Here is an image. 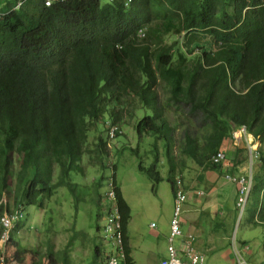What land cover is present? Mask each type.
<instances>
[{
	"label": "trees",
	"instance_id": "1",
	"mask_svg": "<svg viewBox=\"0 0 264 264\" xmlns=\"http://www.w3.org/2000/svg\"><path fill=\"white\" fill-rule=\"evenodd\" d=\"M170 108L184 115L173 122ZM128 118L155 139V162L140 170L157 183L166 143L172 189L184 186V157L218 171L213 156L245 127L261 143L246 223L264 228V0H0V216L10 200L22 217L45 209L65 186L75 212L89 202L99 220L100 163ZM111 168L126 235L131 207Z\"/></svg>",
	"mask_w": 264,
	"mask_h": 264
},
{
	"label": "rangeland",
	"instance_id": "2",
	"mask_svg": "<svg viewBox=\"0 0 264 264\" xmlns=\"http://www.w3.org/2000/svg\"><path fill=\"white\" fill-rule=\"evenodd\" d=\"M108 1L102 0L103 3ZM162 93V90H160V94ZM183 112L179 111L176 113L174 108H170V119L175 122L177 115L182 117L184 115ZM183 119L184 117L178 121L182 124L184 122ZM125 123L129 124L125 125L123 123L122 132L110 141L109 160H103L100 163L101 166H106V168L102 167L100 171L106 179L102 188L104 193L102 205L105 207V202H108L105 199L107 197V188L110 186L109 179L112 175L111 165L115 164L117 167L116 179L124 198L131 207L128 236L134 260L137 264H153L157 260V256L160 255L158 254L159 251L156 250L160 246H155L157 241L163 242L164 248L167 251L171 221L175 210L172 185L168 180L171 170L170 162H168L164 147L166 143L161 142L159 143L161 166H159L158 171L164 180L157 183L145 172L141 171V165L150 168L155 162V139L146 135L143 137L139 136L134 129L133 120H129V118L125 119ZM182 126L178 127L175 133V144L172 146V151L175 152L178 161L182 158H180L179 150L184 131ZM107 134L108 132H104L103 136L106 138ZM243 134V131L236 132L235 139H237V146L246 148L248 146L247 140L251 137L246 138ZM231 142L228 139L227 143L222 145V149L224 148V151H226V148L234 149L235 144L233 145ZM258 147L261 148V144L254 148ZM183 159H185L186 163H194L189 158L184 157ZM15 162L19 163V159L15 160ZM188 166H190L189 163ZM186 168L188 169L181 170L183 171V178L194 179L195 173L190 174L189 170L191 168ZM257 168L258 164L254 160L255 172ZM91 170L93 171H88L87 173L86 183L93 181L95 175L98 173L96 169ZM174 172H176V169ZM178 175H180L179 172ZM16 195L14 194V197ZM87 200L89 199L87 198ZM9 202L12 204L14 201L10 200ZM44 205L45 209L42 210L33 206L28 207L26 217H20L18 221L21 226L20 231L18 233L12 232L11 241L4 247H0V258L3 257L10 264H91L94 246H99L102 249L105 248V243L102 244L100 242V237L104 238V234L101 235L97 232L98 226L103 228L105 223L104 219H97L96 206L88 202L80 206L82 212H80V209L79 212H75L73 198L65 186L56 188L51 201H47ZM209 220L210 222H207L206 219L200 221L199 226L204 231L202 236L197 238L195 244L200 246L205 252L206 264H227L221 254L223 251L231 249V239L227 246L223 245L220 242V236L225 232L219 230L218 237L214 236L217 239L214 249H209L208 245L211 244L210 237L207 235L209 234V227L214 226L217 222L215 219ZM242 221L243 225L237 233V237L238 239L250 238L249 249H251L253 256L248 260L251 264H260V262L264 264V231L260 227L256 228L255 226L256 229H246L244 227L247 225L246 215H244ZM153 223L156 225L155 228L151 226ZM188 226L185 223L182 225L184 232L188 230ZM154 233H159V235L156 237ZM232 233L230 231V235ZM181 239L182 237L177 238L174 243L178 249L181 246ZM70 241L72 245L68 246ZM237 248L240 249L241 246L238 245ZM232 250L235 254L233 248ZM245 253L249 252L241 251L243 258L245 257ZM166 255L167 253L163 257H166ZM216 255L221 259L216 257Z\"/></svg>",
	"mask_w": 264,
	"mask_h": 264
},
{
	"label": "crops",
	"instance_id": "3",
	"mask_svg": "<svg viewBox=\"0 0 264 264\" xmlns=\"http://www.w3.org/2000/svg\"><path fill=\"white\" fill-rule=\"evenodd\" d=\"M231 143L234 145V149L226 148L227 153V162H225L222 167L217 171L208 170L203 172V170L198 167L195 163L187 162L185 163L186 167H190L189 173H195L194 179L184 178V188L187 192V201L183 206V223L182 225L188 224V230L183 231L184 235L187 233H193L196 237L195 242L199 236H202L204 229L200 228L199 224L202 219H206L207 222H210L209 219H215L217 221L214 226L209 227V237L211 244H207L209 249H214V244L217 243V239L214 236L219 235V230L224 231L225 233L220 236V242L223 245H228L229 240L231 239V249L227 251H223L221 256L223 260L227 264H238L237 254L244 250V246L250 245V238H240L238 239L237 233L240 231L243 221H240L239 213L237 210V200L239 197V192L241 186L238 183H234L227 179V175H232L235 177H240L248 181L249 176V167L248 162V153H242V151H238L237 143L231 139ZM227 143V140L224 142ZM224 145V144H223ZM259 143H256L255 146H259ZM229 146V145H228ZM223 147V146H222ZM239 148H243L242 146H238ZM260 148V147H258ZM224 149V148H223ZM191 160V159H190ZM179 162H177L178 164ZM188 163L190 166H188ZM194 164V165H192ZM178 166V165H177ZM188 169V168H185ZM178 172L176 173V177H182L183 171L180 168H177ZM253 172V169H252ZM178 175V176H177ZM203 192V195L200 194ZM185 216V217H184ZM181 225V227H182ZM227 226L229 227L227 229ZM246 229L248 228H258L251 226L249 224L244 226ZM263 231L264 228L260 227ZM235 229V230H234ZM183 230V229H182ZM230 231H232V235H230ZM157 237L159 233H154ZM161 243V245H160ZM240 245L241 248H237ZM155 246H160L156 248L158 252L157 260L153 263L155 264L160 259L164 258L163 255L167 253L164 248L163 242L157 241ZM195 248L205 257L206 264V255L203 249L194 243ZM181 248V246H180ZM235 254L233 253V250ZM237 249V250H236ZM249 253H245V260L248 264H251L248 259L253 256V253L250 251H246ZM162 257V258H161ZM216 257H218L216 255ZM221 259L220 257H218ZM260 261V258H259ZM261 264V262H260Z\"/></svg>",
	"mask_w": 264,
	"mask_h": 264
},
{
	"label": "clouds",
	"instance_id": "4",
	"mask_svg": "<svg viewBox=\"0 0 264 264\" xmlns=\"http://www.w3.org/2000/svg\"><path fill=\"white\" fill-rule=\"evenodd\" d=\"M142 36H143V34H142ZM112 128H114V127H112ZM243 128H245V127H242L241 129L235 131V133L242 131ZM111 129H110V131H111ZM110 131L108 132L109 135H110ZM235 133H234V138H230V140L233 139L235 142H237V139H235ZM243 135L246 138L251 137L249 140H247L248 146L246 148H244V147L243 148H244L245 152L248 153L250 166L254 170V160L258 159V150L260 149V148H254V147H255L256 143H259V144H261V143L257 139H254V137L251 134H248L246 128H245ZM238 146H236V147L239 151H240V149H243V148H239ZM220 150L224 151V149H222V148ZM224 152L226 154V161L225 162H227V153H226V151H224ZM225 162H223V163H225ZM252 169L250 170V168H249L248 181L245 182L246 186L249 187V191H248V193L245 192L244 194L241 193L242 185L239 182H234L233 180L229 179V177L238 178V179H242V178L235 177L232 175H227V179H229L230 181H232L234 183H238L241 186L240 192H239V197L237 200V210L239 213L240 221L242 220L244 215H246L247 207L249 205L250 191H251V188L253 186ZM179 180H180V178H177V181L174 184L175 188L172 189V191H173L174 197H177V191L179 189H183V191L186 195V200L182 205V212L180 215V218H181V223H180L181 235L176 236V237H172V234H171L172 233V229H171L172 221H171L170 238H169V245L167 247V255H166V257L157 261L155 264H157L161 260L167 259L169 257V247L170 246L175 247V245H174L175 240L177 238H180V237H182L181 248L178 249L175 247V249L177 250L179 257H183V255H184L183 259H185V252L187 250L186 241H187V234L188 233L186 235H184L181 225L183 223V215H182L184 212L183 206L187 201V192H186L182 182H180V185L178 184ZM111 188H112V184H110V186L108 187L109 193H107V195H106L107 197L105 199L108 202H105V204H106L105 207H103V205H102L101 211H100L101 217L99 219H101V218L104 219L105 224H104L103 228L100 227L99 230L97 231L101 235L104 234V238H102V236L100 237V240H101L100 242L102 244L105 243V248L102 249L101 247H99V251L97 253L99 255V257H97L95 259L94 264H111V262L113 260H116L118 264H129V259H128L129 256L132 258V259H130V262L132 261V263L137 264V262H135V260H134V256H133V252H132V246H131L130 241H129V236L127 233H126V235L123 233L122 217L120 216L119 210H118L116 202H115L116 196H115V194ZM200 194L203 195V192H200ZM242 196H244L246 198V204H245L243 210L241 209L242 207L239 205V199ZM5 202H6V200L3 201V203H5ZM101 204H102V202H101ZM21 211H22V208H20V207L16 208L13 202H12L11 207L9 209L4 208L3 213L0 216V247H4L8 242L11 241L12 232L18 233L20 231L21 226L18 223V221H19L20 217H22ZM174 212H175V210H174ZM4 216H9L11 218L14 217V219L12 220L11 228L8 230L9 240L2 242V236L6 230L2 224V221H1V219ZM173 218H174V214H173ZM173 218H172V220H173ZM151 226L153 228L156 227L155 223H153ZM191 234H193V233H191ZM125 236L128 237L127 241H125ZM194 237H195V235H194ZM195 240H196V237H195L194 242H193L194 248H195V246H194ZM249 248H250V246L249 245L247 246V244H246V246H244V250H246V251H250L251 249H249ZM129 249H130V251H129ZM94 256H95V252H94L93 258H95ZM2 258L3 257L0 258V263H1ZM4 261L6 264H10L6 259H4ZM237 261H238V264H248V262L242 257L241 252H238V254H237Z\"/></svg>",
	"mask_w": 264,
	"mask_h": 264
},
{
	"label": "built area",
	"instance_id": "5",
	"mask_svg": "<svg viewBox=\"0 0 264 264\" xmlns=\"http://www.w3.org/2000/svg\"><path fill=\"white\" fill-rule=\"evenodd\" d=\"M59 1H61V0H44L46 6H48V7L52 6L54 3L59 2ZM64 1H68V0H64ZM22 4H23V2L20 1L18 3L17 7H21ZM242 131L244 132L245 128H243ZM115 133H116V127L111 129V131H110L111 137H113L115 135ZM213 161L216 163L225 162L226 161L225 152L223 150L218 151L217 154L213 156ZM229 179L233 180L234 182H239L242 185V188H241L242 194H244L245 192L248 193L249 187L246 186L244 179H238V178H233V177H229ZM180 182L181 181L179 180L178 181L179 185H180ZM185 200H186V195H185L183 189H179L177 191L174 218L172 220V227H171L172 237H176V236L181 235V230H180L181 218H180V215L182 212V205L185 202ZM245 204H246V198L244 196H242L239 199V205L242 207L241 208L242 210L244 209ZM13 219H14V217L11 218L9 216H4L1 219L2 224H3L4 228L6 229L5 232L3 233V236H2V242L9 240L8 230L12 226V220ZM194 239H195V237L193 234H191V233L187 234V241H186L187 250L185 252V259H183L184 255H183V257H179L178 252L174 246H170L169 247V257L167 259L161 260L157 264H205L204 255H202L200 252H198L193 247ZM0 264H6L4 261V258L1 259ZM111 264H118V263L116 260H113L111 262Z\"/></svg>",
	"mask_w": 264,
	"mask_h": 264
}]
</instances>
